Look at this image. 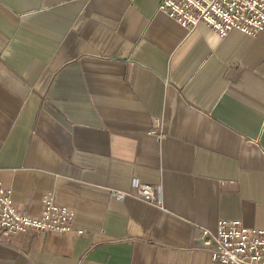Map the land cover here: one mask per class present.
<instances>
[{"label": "crops", "instance_id": "crops-1", "mask_svg": "<svg viewBox=\"0 0 264 264\" xmlns=\"http://www.w3.org/2000/svg\"><path fill=\"white\" fill-rule=\"evenodd\" d=\"M158 2L0 0V181L22 213L73 211L0 235V264H210L193 228L264 226V28L220 36Z\"/></svg>", "mask_w": 264, "mask_h": 264}, {"label": "built area", "instance_id": "built-area-1", "mask_svg": "<svg viewBox=\"0 0 264 264\" xmlns=\"http://www.w3.org/2000/svg\"><path fill=\"white\" fill-rule=\"evenodd\" d=\"M157 8L184 27L204 22L220 36L238 30L254 37L264 28V0H159ZM133 186L140 199L151 201L158 196L157 186L136 182ZM130 195L117 189L109 192L116 201ZM42 204L38 216L18 211L12 204L11 190L0 181V235H20L28 229L63 233L72 228L73 211L69 207L54 204L48 194ZM193 229L208 247L210 264H264V226L249 227L239 219H220L214 232L203 227Z\"/></svg>", "mask_w": 264, "mask_h": 264}]
</instances>
